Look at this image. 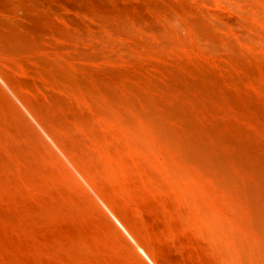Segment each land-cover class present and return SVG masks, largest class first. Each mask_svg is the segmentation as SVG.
Wrapping results in <instances>:
<instances>
[{
    "label": "bare ground",
    "instance_id": "1",
    "mask_svg": "<svg viewBox=\"0 0 264 264\" xmlns=\"http://www.w3.org/2000/svg\"><path fill=\"white\" fill-rule=\"evenodd\" d=\"M148 261L264 264V0H0V264Z\"/></svg>",
    "mask_w": 264,
    "mask_h": 264
},
{
    "label": "rangeland",
    "instance_id": "2",
    "mask_svg": "<svg viewBox=\"0 0 264 264\" xmlns=\"http://www.w3.org/2000/svg\"><path fill=\"white\" fill-rule=\"evenodd\" d=\"M107 211V210H106ZM108 212V211H107ZM112 217V216H111ZM113 218V217H112ZM116 224L118 225V223H117V221H116ZM120 227V226H119ZM121 228V227H120ZM121 230H123L122 228H121ZM125 233V232H124ZM129 238V237H128ZM140 252V251H139ZM141 253V252H140ZM142 254V253H141ZM143 255V254H142ZM144 256V255H143ZM145 259H146V257H144ZM147 260V259H146ZM148 263L150 264V262L148 261Z\"/></svg>",
    "mask_w": 264,
    "mask_h": 264
}]
</instances>
